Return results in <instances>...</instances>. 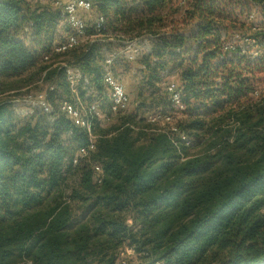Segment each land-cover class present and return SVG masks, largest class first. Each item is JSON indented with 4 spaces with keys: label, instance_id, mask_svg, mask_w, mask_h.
Segmentation results:
<instances>
[{
    "label": "trees",
    "instance_id": "trees-1",
    "mask_svg": "<svg viewBox=\"0 0 264 264\" xmlns=\"http://www.w3.org/2000/svg\"><path fill=\"white\" fill-rule=\"evenodd\" d=\"M178 1L189 3L176 18L171 0H91L99 33L151 37L153 50L135 111L93 129L87 155L85 132L61 110L16 125L0 100V264H264V94H253L264 24L238 20L241 0ZM250 1L264 18V0ZM62 21L54 2L0 0V84L41 80L53 85L47 101L99 102L100 48L86 28L87 40L54 52ZM61 63L81 75L76 95ZM174 75L179 111L166 89ZM175 112L177 132L148 120ZM193 143L201 151L188 156Z\"/></svg>",
    "mask_w": 264,
    "mask_h": 264
},
{
    "label": "built area",
    "instance_id": "built-area-1",
    "mask_svg": "<svg viewBox=\"0 0 264 264\" xmlns=\"http://www.w3.org/2000/svg\"><path fill=\"white\" fill-rule=\"evenodd\" d=\"M184 1V0H182ZM55 5L61 7L62 15L64 20L69 27V32L64 37V39L54 47V52L63 53L71 48L76 47L81 42L88 39L86 34L87 24L83 18V13L88 12L93 8L91 0H55ZM242 5L248 6L244 8V11H238L237 18L240 22L250 24L252 28L260 27L264 24V18L261 17L259 13L258 5L250 0H241ZM105 19L102 15L97 14L96 19L92 25L93 30L96 32H101L104 30ZM28 30V28H26ZM223 36V33H222ZM243 41H251L249 38L245 37ZM225 49H233L231 42H227L224 46ZM138 48L134 47L129 52L124 53V56L128 60H133L138 55ZM240 53H243V49ZM119 56V52H113L103 61L102 72H103V84L110 90V110L112 113H124L127 111L129 106V99L125 92L124 85L115 77L111 71V66L114 60ZM257 57V53H252V58ZM48 60V56L44 57ZM55 63L54 65H57ZM65 69L66 81L69 85L72 93L76 95V86L81 80V75L78 70L72 69L66 66L65 63H61ZM84 83H87V79L83 78ZM53 89V85H49L45 91L30 92L27 91L20 98H15V102H23L26 104H32L34 107L38 108L43 114L47 115L48 119L52 121L54 119V111L52 106L47 101V91ZM166 89L170 94V101L172 107L176 110L184 109L181 102L180 92L176 89V84L174 82H169L166 85ZM254 96L256 97L259 93L257 90L254 91ZM61 112L70 120L71 124L78 127L85 132L87 136V142L85 145L79 148L78 153L81 157L87 155L89 151L95 148V143L97 139V134L93 130L92 120L101 117L100 103L97 100L83 101L79 97H75L73 102L64 100L60 106ZM173 119L172 115L161 116L159 114H153L148 116L150 122H156L161 120L168 124V128L171 132H177V127L171 124ZM181 143L184 145H190V139L179 134ZM176 143V142H174ZM76 159H74V163ZM264 210V208H263Z\"/></svg>",
    "mask_w": 264,
    "mask_h": 264
},
{
    "label": "rangeland",
    "instance_id": "rangeland-1",
    "mask_svg": "<svg viewBox=\"0 0 264 264\" xmlns=\"http://www.w3.org/2000/svg\"><path fill=\"white\" fill-rule=\"evenodd\" d=\"M28 1H40L42 3L45 2H54L55 0H28ZM190 1V0H188ZM178 0H171L170 2V9L175 10L176 8H179L180 11L178 14L175 15L176 18H178L181 15V12L185 10L188 6V3L185 4H178ZM169 8V7H168ZM168 8L166 10H168ZM97 12L95 11L94 7L89 10L88 12L83 13V18L86 21L87 24V30L90 32L91 36L89 38V41H94L100 48L102 59L108 57L113 52H119V56L114 60L111 71L115 77L119 79V81L124 85L125 92L129 99V106L126 112L114 114L109 111V103H110V90L106 88V95L104 94L103 97L99 98V103L101 106V110L103 114L101 113V117L98 118V120L92 121V127L95 131H98V127L106 128L108 125H113L118 123L120 117L126 116L130 113H133L135 110L136 105V97H137V87L139 85L140 81V68L143 66V59L145 57H149L151 54V51L153 50V41L151 37H136V38H129L124 37L120 35H115L111 31L109 32H103V33H92V25L96 19ZM228 14V11H227ZM60 30L63 33V37L67 35L69 32V27L65 21L60 22ZM84 42V41H83ZM81 42V43H83ZM137 47L138 55L133 60H128L125 58L124 53L129 52L132 48ZM55 54L52 52L49 54L48 60L43 59V63L50 64L52 61H56L58 59H53L52 55ZM61 60V59H60ZM56 63V62H55ZM260 70V69H258ZM256 71L255 77H256V83H255V89L258 91L259 95L264 94V71ZM173 81L174 83H177L175 75L170 77L168 81ZM46 90V83L38 80L37 82L33 83H26L23 82L22 79H10V80H4L0 84V100L6 102L12 112V118L16 125H22L29 120L33 119L36 115H42V112L34 107L32 104H26L23 102H15V98H20L24 95L25 92H36V91H45ZM105 91V88H104ZM65 99V98H64ZM48 103L54 107L57 111L60 110V101H50L48 99ZM147 115V114H146ZM181 114L179 112H175L173 115V119L171 121V124L175 125L176 121L181 119ZM166 122L163 121H157V126L160 128H164L166 126ZM168 126V125H167ZM201 151V148L197 143H193L191 147L187 149V155L192 156ZM74 157H78L77 154H75ZM132 251L130 249H126L123 253L120 255V259L126 261L131 258Z\"/></svg>",
    "mask_w": 264,
    "mask_h": 264
}]
</instances>
